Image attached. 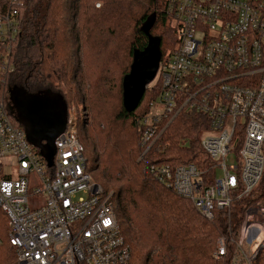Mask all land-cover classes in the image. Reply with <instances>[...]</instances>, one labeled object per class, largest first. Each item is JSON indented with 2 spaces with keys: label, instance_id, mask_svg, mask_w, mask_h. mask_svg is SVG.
<instances>
[{
  "label": "built area",
  "instance_id": "built-area-1",
  "mask_svg": "<svg viewBox=\"0 0 264 264\" xmlns=\"http://www.w3.org/2000/svg\"><path fill=\"white\" fill-rule=\"evenodd\" d=\"M8 4L0 16L2 77L12 72L11 47L19 33V1ZM165 12L178 39L160 61L156 97L140 120V159L152 147L162 149L173 119L204 115L208 126L198 143L210 166L148 168L212 220L217 210L248 197L264 177V0H166ZM82 113L67 111L48 165L0 100V209L10 227L15 264H131L117 224L119 205L86 172L78 136ZM29 197L44 203L31 208ZM229 245H234L232 264H256L264 255L261 202L245 207L237 241L217 239L213 258L224 257Z\"/></svg>",
  "mask_w": 264,
  "mask_h": 264
},
{
  "label": "trees",
  "instance_id": "trees-1",
  "mask_svg": "<svg viewBox=\"0 0 264 264\" xmlns=\"http://www.w3.org/2000/svg\"><path fill=\"white\" fill-rule=\"evenodd\" d=\"M18 1L12 72L6 77L0 74V100L7 104L8 93L17 89L29 95H58L66 112L70 105L86 100L89 117L78 132L86 172L119 205L117 224L130 263L232 264L234 245L224 257L214 259L216 241L223 236L238 240L245 207L256 201L264 205V177L248 197L207 220L188 200L158 182L148 168L153 163L210 166L198 143L200 131L208 126L206 117H176L163 134L162 149L152 147L140 159L144 151L140 120L156 97L157 85L147 88L133 112L122 106L123 77L134 51L147 45L143 25L155 16L150 34L160 41L161 63L177 42L176 29L165 12L166 0ZM8 8V0H0V16ZM80 49L88 56V68L95 61L96 69L85 91L77 79L80 63L75 57ZM116 69L120 77L112 84ZM9 235L7 217L0 209V264H15ZM256 264H264L263 254Z\"/></svg>",
  "mask_w": 264,
  "mask_h": 264
},
{
  "label": "water",
  "instance_id": "water-1",
  "mask_svg": "<svg viewBox=\"0 0 264 264\" xmlns=\"http://www.w3.org/2000/svg\"><path fill=\"white\" fill-rule=\"evenodd\" d=\"M154 22H155V16H153L149 21H147L143 25L142 31L144 35L147 37V45L141 51H137V50L134 51L132 63L130 65V70L123 77V80H122V106L127 113H131L137 108L148 86L155 79L158 68H159V64L161 60L160 41L157 37L152 36L150 34V31L154 25ZM11 93L12 94L16 93L18 96H20L22 100H26V101L31 100L32 102L34 101L33 105L35 106L36 112L39 111V108L42 109L45 106L44 105L45 99H43V96L29 95L25 91H21L18 89L10 92V94ZM55 96L61 99L60 96L58 95H55ZM64 110H65L66 118H67L65 104H64ZM30 114L32 113L30 112ZM42 119L43 117L41 116L39 118L40 120L39 124L34 125L36 127L35 132L37 136L36 139L38 140V142L36 141L32 142L27 136L29 131L25 132L29 143H31L32 145L34 144L35 147L37 148L39 147L38 143L42 141V139L40 138L44 137L46 134V130L43 125ZM23 122L20 121V124H23L25 126ZM32 124H34V122H32ZM65 125H66V119L63 124V127L52 140L44 137V139L47 142L46 152L44 153L40 152V154L44 156L48 165L52 164V158L56 152L54 141L64 131Z\"/></svg>",
  "mask_w": 264,
  "mask_h": 264
},
{
  "label": "rangeland",
  "instance_id": "rangeland-1",
  "mask_svg": "<svg viewBox=\"0 0 264 264\" xmlns=\"http://www.w3.org/2000/svg\"><path fill=\"white\" fill-rule=\"evenodd\" d=\"M98 6H99V3H96V7ZM76 58L79 60V63H80V71L78 72L77 79L80 83V88L82 89V91L83 90L85 91V89L87 88L88 82L91 80V77L96 70L95 61H93V65L91 66V68H88L87 66L88 56L84 55V52L82 49L79 50L75 59ZM119 74H120V70H117V69L114 70L113 74H111L112 78L110 80L112 84L118 83V79L120 77ZM81 77L83 78L84 86H81ZM152 84H154V81H152V83H150L149 86H151ZM43 99H45L44 100L45 106L42 109L39 108V111L36 112L35 106L33 105L34 101L32 102L31 100L30 101L22 100L20 96H18L16 93H13V94L8 93V96H7L8 110L10 111L12 116H14L18 120L19 122L18 126L21 127L25 132L29 131L27 136L32 142L34 141L38 142V140L36 139L37 136L35 132L36 127L34 125L39 124L40 122L39 118L41 116L43 117L42 122L46 130V134L44 137L49 138L50 140H52L58 134V132L63 127V124L66 119L64 104H63V101L59 97L55 95L51 96L49 94H45L43 95ZM87 107L88 105H87L86 100L85 101L82 100L81 104L79 105H70L69 107V108L81 109L83 112L82 113L83 119H80V122H79V132L84 129L83 128L84 122L87 121L89 117L87 113L88 111ZM30 112L32 114H30ZM20 121L22 122L25 121L23 122L25 126L23 124H20ZM32 122H34V124H32ZM44 137L40 138L42 139V141L38 143L39 145L38 148L35 147V145L33 144L34 147L42 153L46 152V146H47V142L44 139ZM32 182L34 183L35 181H32ZM43 203H44V200L40 197L39 198L29 197V204L31 208L39 207ZM247 247H248L247 243H244L245 250L248 249Z\"/></svg>",
  "mask_w": 264,
  "mask_h": 264
}]
</instances>
